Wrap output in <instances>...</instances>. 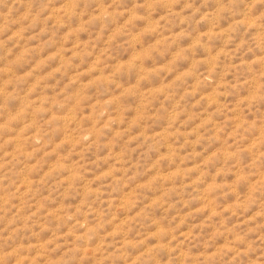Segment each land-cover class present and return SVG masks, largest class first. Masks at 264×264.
<instances>
[{
  "label": "rangeland",
  "instance_id": "rangeland-1",
  "mask_svg": "<svg viewBox=\"0 0 264 264\" xmlns=\"http://www.w3.org/2000/svg\"><path fill=\"white\" fill-rule=\"evenodd\" d=\"M0 264H264V0H0Z\"/></svg>",
  "mask_w": 264,
  "mask_h": 264
}]
</instances>
